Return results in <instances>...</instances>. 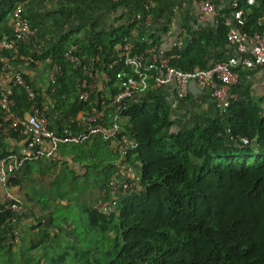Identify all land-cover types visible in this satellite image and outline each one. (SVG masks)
I'll return each instance as SVG.
<instances>
[{"label": "trees", "instance_id": "1", "mask_svg": "<svg viewBox=\"0 0 264 264\" xmlns=\"http://www.w3.org/2000/svg\"><path fill=\"white\" fill-rule=\"evenodd\" d=\"M19 1L25 0L1 2L0 21L10 16ZM236 1L244 20L239 32L250 34L258 30L256 19L264 13V0ZM129 18L110 32L95 33L85 46L69 47L74 63L64 57L65 37L39 53L23 49L27 40L18 45L21 54L41 61L50 59L59 65L61 73L47 95L53 109L60 111L67 123L89 103L101 101L92 92L85 102L78 98L77 80L85 78L89 82L82 70L85 58L81 53L86 57L101 47L106 51L105 58L110 57L107 62L116 59L133 27ZM225 31L220 20L207 32L188 33L181 46L165 51L171 56L170 65L181 70L207 67V48L210 43L225 39ZM152 44L138 33L133 39L134 52H142ZM118 71H126L121 63H114L107 70L110 88L105 101L117 92ZM1 89L14 101L15 114L27 111L24 94L10 79L8 86ZM136 95V101H124L119 124L137 142L132 158L127 155L122 162L139 165L137 182L129 191L117 194L118 202L112 212L102 213L91 205H81L78 219L86 221L96 238L87 241L91 250H75L69 261L81 262L83 258L85 264H264V117L259 108L248 99H240L230 104L223 115L205 117L200 124L179 126L168 102L155 95ZM35 101L39 106L37 95ZM111 114L109 108L104 115L105 126ZM70 127L74 125L71 123ZM6 134L19 136L15 130ZM242 138L246 142L240 141ZM85 143L91 145L88 152L93 164L105 162L101 177L105 185L112 167L117 165L110 141L96 134L80 144H69V150L81 152ZM8 153L1 151L0 157ZM8 215L4 201L0 203V225ZM38 242L28 241V245L31 248ZM14 244L13 238L0 229V251L5 247L0 264H40L33 255L13 252ZM94 251L100 254L99 258H93ZM65 258L66 252L61 251L47 256L41 264H62Z\"/></svg>", "mask_w": 264, "mask_h": 264}, {"label": "crops", "instance_id": "2", "mask_svg": "<svg viewBox=\"0 0 264 264\" xmlns=\"http://www.w3.org/2000/svg\"><path fill=\"white\" fill-rule=\"evenodd\" d=\"M2 1L4 0H0V4ZM81 1L26 0L23 15L32 26L33 36L24 43L23 49L28 53H37L64 37L65 49L77 45L85 46L95 33L110 32L121 23L126 24L128 17L140 8L142 0L116 2L97 0L94 5L102 8L103 17L101 15L91 20L82 19L77 15L79 12L75 9L80 7ZM215 1L216 8L228 14L231 0ZM153 2L151 21L146 23L141 20L137 27V34L139 33L148 43L153 41L152 45L144 49L148 51V56L152 46L165 52L173 46L177 38L185 40L190 32H207L215 26L212 18H207L205 21L199 18L195 0H153ZM71 10L74 12L71 13ZM96 15H99V11ZM9 28L10 16L7 15L0 21V34L5 33ZM97 50L98 52L86 57L81 53V57L85 58L82 70L89 77L88 84L92 85L90 92L103 100L109 97L110 79L107 70L111 69L113 60L107 62L110 57L105 58L106 51L101 47H97ZM232 54L233 51L224 38L216 40L207 48L206 65ZM12 67L19 70L32 84L48 127L55 132L60 131L67 121L61 117L60 111L53 109L47 95L50 90L47 81L49 62L45 59L38 64L15 61ZM8 79L9 77L5 75L0 77L1 88L8 86ZM231 89L239 98L248 99L255 104L264 117V65L242 71ZM141 94L155 95L168 102L173 118L177 124L181 121L180 125L200 124L205 117L219 115L209 93L197 86H188L187 95L180 100L174 97L172 81L158 88L149 84L148 89ZM138 96H133L130 101H136ZM24 147L23 138L19 136L13 138L0 132V152L21 154L24 152ZM89 147H91L90 143H85L80 147L81 152L78 149L70 151L69 144H62L51 158L25 162L14 171V183H11L10 191L24 201L29 218L34 220L44 217L46 220L43 232L42 229L33 231L28 225L12 224V230L18 231L19 234L14 244L15 248L28 241L47 242L61 234L64 228L70 229L75 236H78L79 232L73 230L68 212H73V216L81 214L82 204L90 206L95 201L109 199L113 201V210L115 209L118 202L117 194L113 196L107 194L100 174L99 167L103 168L105 162L93 164V157L88 152ZM129 167L134 175L138 174L139 165L136 162H131ZM136 182L137 177L134 184ZM80 188L84 191L79 190ZM3 195L4 188L0 184V203L4 202ZM4 241L6 242L5 239ZM3 248L0 255L4 253Z\"/></svg>", "mask_w": 264, "mask_h": 264}, {"label": "built area", "instance_id": "3", "mask_svg": "<svg viewBox=\"0 0 264 264\" xmlns=\"http://www.w3.org/2000/svg\"><path fill=\"white\" fill-rule=\"evenodd\" d=\"M116 2L118 0H109ZM25 1L16 2L10 10V28L0 38V72L8 76L12 85L24 94L28 107L22 115L13 111L14 101L0 87V132L6 134L9 130H15L24 140V152L21 154L8 153L0 157V184L4 188L5 210L9 215L2 221L0 229L4 233L18 240V231L12 230V224L31 226L33 231L40 230L45 218L32 220L26 214L24 201L10 191L11 180L14 171L25 162L51 158L61 144H80L90 136L100 134L110 141L109 148L116 155V164L112 167L105 183V191L108 195L122 194L131 189L135 184L136 175L131 168L122 163L126 156H133V150L137 146L132 133L123 132L120 128V112L124 109V101L136 94L145 92L149 86V80L154 88H158L168 81L173 82L174 97L183 99L188 92V84L194 82L200 89L206 90L218 109L219 114L227 112V107L241 98L232 91L242 71L259 68L264 65V13L256 19L258 30L246 34L239 32L243 26V11L238 7L236 0H231L228 14L216 8L214 0H198L197 9L199 18L206 20L212 18L213 25L221 20L226 27L225 42L230 46L233 54L225 58L215 60L207 67L194 66L181 70L169 63L171 56L152 46L149 56L148 51L134 52L133 39L137 34V27L141 20L148 23L152 18L153 0H142L138 12H134L128 22L133 24L129 35L124 39L118 56L112 63H121L125 72L118 71L117 92L108 101L101 100L98 104L89 103L88 108L78 111L60 131H53L48 127V122L38 106L35 97L36 92L32 84L25 76L12 67L13 62L19 61L26 64H38L41 60L34 59L31 55L19 53L18 45L33 36V29L23 15ZM184 38H177L173 46H181ZM39 53V52H37ZM64 57L71 63L75 60L70 50L64 52ZM47 73V81L50 89L55 77L61 73L58 64L50 59ZM79 91L78 98L82 102L87 100L90 92L89 84L85 78L77 80ZM109 108L112 114L107 126L104 125V115ZM74 128L70 127V124ZM246 142L245 138L240 139ZM91 207L102 213L113 211V201L102 199L95 201Z\"/></svg>", "mask_w": 264, "mask_h": 264}, {"label": "rangeland", "instance_id": "4", "mask_svg": "<svg viewBox=\"0 0 264 264\" xmlns=\"http://www.w3.org/2000/svg\"><path fill=\"white\" fill-rule=\"evenodd\" d=\"M81 1V0H80ZM97 0H82L80 3V7L75 9V11L79 12L77 13V15L82 18V19H86V20H91L93 19V17H99L102 15L103 17V10L101 7H97L96 4ZM26 2H24L23 7L25 5ZM101 5V4H99ZM142 5V3L140 4ZM79 9V11H78ZM140 10V8H138V10L136 12H138ZM99 11V15H96V13H98ZM74 12V10H71V13ZM54 13H56V11H54ZM70 15V14H68ZM7 32V31H5ZM68 50V49H67ZM89 89L92 90V85L89 84ZM181 121L179 122V126H180ZM100 168V174L104 175L105 171L103 170L102 167ZM79 190L84 191V189L80 188ZM67 197V195H66ZM68 215L70 217V222L71 225L74 227L75 231L79 232L80 234L78 236H75L74 233L68 229V228H64L63 232L59 235H57L55 238L47 240V242L39 243L37 245H35L34 247H29L28 243L15 248L13 247V252H17V254L19 252H23L25 254H27V256H35V258L41 263L44 262V259L47 258V256L51 257L52 255L61 252V251H65L66 252V258L64 260V262L62 264H85L83 262V258H81V262L77 261V260H70V257H72L73 254H75V250L76 252H80L85 250H91V247H89L88 244V240L93 242V240L96 238V233L94 230H92L91 227H89L87 225V223L83 220H78L76 219L77 216H81V214H78L77 216H73V212H68ZM78 220V221H77ZM74 224V225H73ZM86 239V240H85ZM25 248H30V251H26ZM92 256L93 258H99L100 254H98L96 251L92 252ZM77 255V254H76ZM80 257V255H79Z\"/></svg>", "mask_w": 264, "mask_h": 264}, {"label": "water", "instance_id": "5", "mask_svg": "<svg viewBox=\"0 0 264 264\" xmlns=\"http://www.w3.org/2000/svg\"><path fill=\"white\" fill-rule=\"evenodd\" d=\"M190 85H192V86H195V87H196V84H195L194 82H190V83L188 84V86H190Z\"/></svg>", "mask_w": 264, "mask_h": 264}]
</instances>
